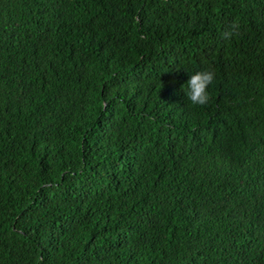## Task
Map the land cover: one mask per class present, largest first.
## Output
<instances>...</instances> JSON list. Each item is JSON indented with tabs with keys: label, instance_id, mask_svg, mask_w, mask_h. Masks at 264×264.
Returning a JSON list of instances; mask_svg holds the SVG:
<instances>
[{
	"label": "trees",
	"instance_id": "1",
	"mask_svg": "<svg viewBox=\"0 0 264 264\" xmlns=\"http://www.w3.org/2000/svg\"><path fill=\"white\" fill-rule=\"evenodd\" d=\"M0 264H264V0H0Z\"/></svg>",
	"mask_w": 264,
	"mask_h": 264
}]
</instances>
